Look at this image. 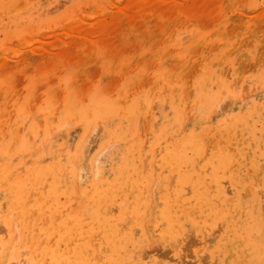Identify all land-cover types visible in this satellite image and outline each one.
I'll list each match as a JSON object with an SVG mask.
<instances>
[{
  "label": "rangeland",
  "instance_id": "obj_1",
  "mask_svg": "<svg viewBox=\"0 0 264 264\" xmlns=\"http://www.w3.org/2000/svg\"><path fill=\"white\" fill-rule=\"evenodd\" d=\"M14 263L264 264V0H0Z\"/></svg>",
  "mask_w": 264,
  "mask_h": 264
},
{
  "label": "bare ground",
  "instance_id": "obj_2",
  "mask_svg": "<svg viewBox=\"0 0 264 264\" xmlns=\"http://www.w3.org/2000/svg\"><path fill=\"white\" fill-rule=\"evenodd\" d=\"M14 231V230H13ZM14 247V246H13ZM15 264V263H14Z\"/></svg>",
  "mask_w": 264,
  "mask_h": 264
}]
</instances>
